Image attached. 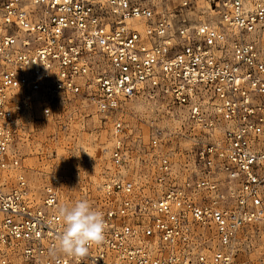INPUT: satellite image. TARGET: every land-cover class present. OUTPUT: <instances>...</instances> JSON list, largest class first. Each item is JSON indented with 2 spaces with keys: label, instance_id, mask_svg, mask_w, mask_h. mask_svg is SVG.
<instances>
[{
  "label": "built area",
  "instance_id": "built-area-1",
  "mask_svg": "<svg viewBox=\"0 0 264 264\" xmlns=\"http://www.w3.org/2000/svg\"><path fill=\"white\" fill-rule=\"evenodd\" d=\"M177 107L192 133L154 189L111 178L95 210L105 241L55 251L54 185L39 202L22 170L26 124L83 100L112 119L126 162L122 103ZM165 132L152 127L155 150ZM264 223V0H0V264H234L244 229Z\"/></svg>",
  "mask_w": 264,
  "mask_h": 264
},
{
  "label": "rangeland",
  "instance_id": "rangeland-1",
  "mask_svg": "<svg viewBox=\"0 0 264 264\" xmlns=\"http://www.w3.org/2000/svg\"><path fill=\"white\" fill-rule=\"evenodd\" d=\"M117 115L125 127L126 162L121 169L111 157L112 119L83 100H72L48 118L37 113V119L26 124L19 144L21 165L36 202L45 187L54 185L59 207L86 199L95 209L108 179L120 177L155 190L160 155L167 154L178 169L193 132L177 107L162 98L138 96L122 103ZM152 127L165 132V141L155 150L149 146ZM234 264H264V223L244 229Z\"/></svg>",
  "mask_w": 264,
  "mask_h": 264
},
{
  "label": "clouds",
  "instance_id": "clouds-1",
  "mask_svg": "<svg viewBox=\"0 0 264 264\" xmlns=\"http://www.w3.org/2000/svg\"><path fill=\"white\" fill-rule=\"evenodd\" d=\"M63 231L57 237L55 251L67 256L84 257L93 246L105 241L103 213L93 209L86 199L58 207Z\"/></svg>",
  "mask_w": 264,
  "mask_h": 264
}]
</instances>
